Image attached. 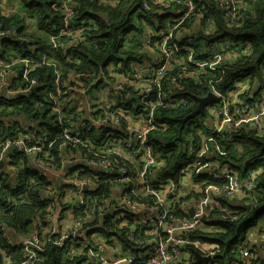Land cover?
Here are the masks:
<instances>
[{
    "label": "clouds",
    "instance_id": "1",
    "mask_svg": "<svg viewBox=\"0 0 264 264\" xmlns=\"http://www.w3.org/2000/svg\"><path fill=\"white\" fill-rule=\"evenodd\" d=\"M30 0H0V98L7 99L10 102H15L17 98L22 101L19 108H14L12 112L0 110V115L4 118V124L0 125V160L7 159L9 144L15 142L19 148H25V140L39 141L43 145L46 136L39 128V122L43 118L41 115L46 108L55 109V117L53 121L58 120L63 126L65 120H71L73 123L69 125V131L76 132L78 137H69L68 132L62 133L61 136L52 140L48 145L49 149H57L55 159L50 158V163L56 166L57 174L67 172V167L79 164L90 166L92 169H100L101 161L105 169L120 168L122 172L138 171L136 163L132 160H124L125 154L129 158L136 157L138 152L142 153L146 145L144 140L147 134L159 129L155 125V110L170 111L173 113H181L182 115L191 112L196 107L195 104L189 105L187 100L182 104H176L171 98L175 92L184 91L183 73L190 72L187 67L190 60H195L197 52L192 51L191 56L183 58L176 55V47L174 40L183 37L192 42L193 48L199 47L201 51L207 52V60L199 65V71L195 74L199 80L197 84L192 85L195 95L200 92L197 89L212 88L215 90V85H218L223 79V68L225 66L224 52L236 53V62L241 60L253 59L256 55L255 37L249 36L248 39L253 41L252 45L248 46V52L243 56L239 54V50L234 44L225 42L221 45H214L213 38L223 39L221 35L226 34L230 40H238L240 37L233 35L244 29H252V31L264 39V0H54L50 9L36 10L34 12L36 20H29L28 17L34 10L24 9L23 4L29 3ZM47 2V0H46ZM137 5L139 7L137 8ZM175 8L178 16L182 10L186 9L184 15L180 16L177 21H169V34L165 37L163 30L154 32L158 24L162 23L157 18L156 13H163L169 9ZM92 9L100 13L98 26L82 27L74 25L73 21L78 16H86V10ZM136 10L143 12L148 23L141 22L143 31L137 35L133 34L129 37L135 43L142 46L143 53L151 52L149 48V37L155 36L163 38L162 43L155 45L156 54L150 58L147 55L141 54L143 63H133L131 68H128L126 63L117 62L109 64L108 67H100L97 64L95 67H89L87 56L83 53H90L93 59L100 63H107L106 57L109 56L110 48H105L98 45L97 35L105 27L113 30L112 35L115 38L119 37L118 26L126 27V17L130 11ZM42 11H48L54 14H63V25L70 26L71 31L67 33L69 39L62 41L60 36L41 38L42 34L36 31V22L42 17ZM15 20L16 24L28 21L27 27L29 32L25 36H29L34 40H39L41 44H46L48 47L42 48L39 52L35 50L26 55V58L20 59L19 48L15 41L20 39L16 32V25L9 23ZM175 23L176 27L172 28L171 24ZM199 41H204L205 46H201ZM111 42L109 41V44ZM132 55L133 53H129ZM219 57V58H218ZM115 59L114 56L111 57ZM232 58V53H229V59ZM161 59H166L167 62L162 68L153 69L151 67L153 61L159 64ZM208 61H214L211 68L215 70L216 75L209 77L206 69L209 67ZM72 66L71 71H68L65 65ZM260 67L255 71V81L250 84L246 90L244 84L240 85L239 90L230 93L228 96H222L224 104L222 107L209 108V117L206 122L197 120V123H206L208 131H212L214 127L220 126L224 129L225 134L230 138L237 131L235 126V118L239 116L250 117L247 121L242 120L248 126H259L264 128V52L260 54ZM232 66H235L234 64ZM23 69V78L18 69ZM147 69V72L144 70ZM176 69L181 72L176 79L169 78V71ZM253 71V70H249ZM51 73V75H49ZM119 73V74H118ZM147 76V80H145ZM191 80V76L188 77ZM93 84L97 86L94 88ZM38 85L43 86V91L39 96L43 97L45 102H40L39 97H33ZM255 89L258 93L257 97L260 103L257 104H238L236 97L242 92L244 95H252V90ZM137 96L148 97L144 103L153 109L152 116L145 120L143 116H131L132 112L138 111L131 107V97L133 94ZM153 93V97L149 96ZM215 97H209L208 100H214ZM125 101L128 104H125ZM208 101H201V110L203 105ZM232 105L236 111L232 115H228V106ZM244 109L242 112L241 109ZM62 109L64 111H62ZM181 109L184 111L182 112ZM250 109V110H249ZM35 111L37 116L32 117V112ZM70 113V115H66ZM220 112L224 113L223 125L218 124ZM20 113H25L21 115ZM99 114V119H97ZM145 115H148L145 112ZM13 120L19 121L13 126ZM135 121V123L133 122ZM104 126H108V130L104 132L101 139L98 140ZM129 126L131 131H129ZM94 129V131H90ZM12 131L14 136H8L7 132ZM127 133V135H125ZM206 139V137H205ZM205 148L203 156L213 150V145ZM220 151V149H215ZM39 149H29L30 155H34ZM181 151L191 152L195 154L196 148L193 144L191 147L186 144L182 146ZM228 153H221L222 159L228 158ZM67 166V167H66ZM200 167L199 163L193 164L190 169H186L187 173H194L196 168ZM205 168H216V164L204 165ZM12 175H15L16 170H9ZM87 176V169H84ZM221 171L228 172L230 169L226 165L221 166ZM156 171H151L148 175L138 177L144 181L156 178ZM264 175V169L252 174V184L255 180ZM74 180H79L80 177H72ZM128 182L135 185V179L131 178ZM60 183L59 180L53 184V191ZM81 184L88 183V179L80 181ZM98 181L89 184V187L95 188ZM247 187V184L245 185ZM80 184L77 185L79 189ZM171 190V185L168 186ZM206 187V186H202ZM119 191V189H117ZM183 194V193H182ZM135 199L142 200V204L129 205L125 200H118L115 204H111L108 200L104 201L107 207L105 211H110L113 207H132V210L140 214V218L136 219L132 227H128L127 222L120 226L122 234L126 237L127 243H135L134 233L140 225L146 221L155 224V230L151 233L159 240V225L152 221L153 215H157L158 219H165L169 214V209L175 211L177 201H164L166 207L157 213L152 208L150 194L141 196L139 193H134ZM196 200H189L186 204H180V208L187 213L189 211L187 204H196ZM202 203L207 205L201 215L206 219L211 218V214L218 207L212 199V194L209 192V199L203 200ZM55 210H59L61 205L55 204ZM243 217H235L232 220L233 225H239V229L233 227L232 234H243L245 225H240L239 221ZM90 219V217H89ZM17 228L20 223L14 221ZM168 230L171 233L163 242L162 249L157 250V255L152 264H179L183 260L178 247L181 245L182 228L180 226L173 227L172 222L168 224ZM189 227L193 229L189 235L193 239L197 235L208 234L205 232H196V229H201L202 225L199 219H195L190 223ZM39 222L33 225L29 230L30 236H18L17 231L8 230L0 234V264H47V253L51 246L61 245L64 242V236L69 231H77L83 235L80 230V225L72 220V215L69 214V220L65 221L63 235L58 239H50L51 233L58 232L54 224H49L44 237L38 238L37 233L40 232ZM25 240L24 250L19 253H10L8 248L12 244H17L19 241ZM97 240L96 237L92 238ZM183 243L191 244L192 241L184 240ZM169 244L172 245V253L164 252ZM99 251L89 255L88 259L92 264H131L132 256L124 251L123 245L115 242L114 247H107L102 240H98L97 245ZM33 247L39 249L45 255L41 256L33 251ZM219 251L220 249H216ZM123 257L118 259L113 256ZM234 253L238 254L241 264H264V222L252 229L251 233L247 234L241 241L239 246L234 249Z\"/></svg>",
    "mask_w": 264,
    "mask_h": 264
},
{
    "label": "trees",
    "instance_id": "2",
    "mask_svg": "<svg viewBox=\"0 0 264 264\" xmlns=\"http://www.w3.org/2000/svg\"><path fill=\"white\" fill-rule=\"evenodd\" d=\"M53 2L54 0H47V2L46 0H30L29 3L23 4L22 7L24 9L34 10L33 13L29 15L28 19L36 20L34 12L36 10L50 9ZM138 7L139 5H137V8ZM86 13V16H78L74 20V24L89 28L92 26H98L100 13L92 9H87ZM156 16L162 21V23L158 24L155 29H164L166 26L164 19L172 18L173 13L171 14L168 10L163 13H156ZM61 21L62 13L54 14L48 11H42V17L36 22V31L42 34V39L45 37L60 36L59 26ZM26 22L27 21L16 24L14 19L9 21V23L16 25L17 34L21 37L15 41L16 45L21 46L19 48V58H25L28 53L33 51L34 46L37 52L42 48L48 47L46 44H41L39 40L32 39L30 35H24L27 33ZM141 22L148 23L143 12L132 10L128 17H126V27L118 26V38L113 37V30L107 27L99 32L96 37L98 45L110 48L109 56L105 58L107 63H100L93 59L90 53H83L82 55L87 56L89 67H95L97 64H99L100 67H108L109 64L123 62L127 64L128 68H131L133 63H142L143 60L141 59V54L145 55L141 53L142 46L129 38L133 34L139 35L143 31L141 28ZM221 35L223 36V39L213 38V44L221 45L225 42L234 44L239 50L241 56L248 52V46L253 43L248 37H255L256 55L253 59L236 62V55L229 59V53L232 52L231 48L229 49V52H224L226 77L224 82L219 85V88L222 91H228L233 90L236 87V84L242 81H248L249 85L254 83V70L257 67H260L259 59L260 54L264 52V39L256 35L252 29H244L239 33H234L233 35L240 37L238 40H230L229 36L223 33ZM69 38L68 35L61 36L62 41ZM183 39L184 38H182V40ZM23 41H25V44H23ZM109 41L111 42L110 44ZM199 43L201 46H205L204 41H199ZM194 50L197 52V59L202 60L207 58L206 51H201L199 47ZM129 53L133 54L130 55ZM112 56H114L115 59H112ZM3 58L4 57L0 56V59ZM233 64L235 66H232ZM65 67L68 71H71L72 66L70 64L65 65ZM250 69L253 71H249ZM49 75H51V73H49ZM96 86V84H93L94 88ZM41 91H43V86L38 85L31 95L33 97H39L40 102L46 103L43 97L39 96ZM196 91H199L200 94H194L192 84L189 82L187 84V91H183L180 97L187 100L189 105L195 104L197 106L195 98L203 96L207 93V90L197 89ZM252 91V95L258 94L255 89ZM21 103L22 101L20 98H17L15 102L0 98V110L12 112L14 108H19ZM62 111L64 110L62 109ZM181 111L183 112L184 110L181 109ZM132 113H138V111ZM189 113L190 112H187L182 115L181 113L162 110H157L156 112L155 122L158 125L165 123L167 127L166 130L149 133L147 141L152 146L153 151L157 154L158 159L162 162V165L157 171L158 176L161 179H170L176 188L181 187L182 177L184 175L182 169L194 159V155L191 152L181 151L182 146L188 144L191 147L194 144L196 148L195 152H197L202 145L208 147L209 145H212L213 141L216 142L215 145H213V150L210 151L216 154L213 156V159L219 166L226 165L229 169L237 171L241 179L246 178L249 171L254 170L255 172H258L260 169H264V135L256 134L251 130H240L233 133L230 138L225 133L214 135L212 131H208L205 123L196 122L198 119L205 121L206 114L198 115L193 119L187 120L183 128L184 141L177 140L180 120ZM20 114L24 115L25 113ZM41 115L43 116L39 122L41 132L48 137H53L61 130L58 120L53 121V119H51L55 117V114L46 108ZM66 115H70V113L66 112ZM36 116L37 113L33 111L32 117L35 118ZM2 117L3 116L0 115V119H2ZM65 124L69 127L71 120H65ZM90 131H94V129H90ZM202 134H205L206 139L205 137L202 138ZM99 139L100 138H98V140ZM217 148L220 149V151H216L215 149ZM51 151H53V149ZM221 153H228V158L222 159ZM12 160V163L14 164L20 163L19 154H14ZM22 164L23 166L18 170L19 183L14 190L11 189L4 193L1 186L2 182H0V234H2L6 228L28 234V228L31 224L28 220L33 221L38 217L42 218L48 210L47 202L50 198H42V191L52 183L50 182L47 173L34 167L33 164H28V159L26 157H23ZM94 174H98L95 169L87 168V176L85 173L83 176L92 177ZM101 174L102 173L100 172V176ZM109 177L110 174H106L105 182L102 178L98 180L97 186H99V188L92 192L90 196H97L98 198H101L104 194L107 197L110 196L111 193H109V191L114 183L110 182L111 178ZM255 182L257 186L253 193V199L250 197L242 198L240 202L233 204L229 200L221 198V204L224 210L221 211L220 208L215 209L211 214L210 221L207 222L211 223V221L215 220L216 224L222 228V231L196 236V238H199L204 242L215 244L216 249H220L219 251L216 250L213 263L241 264L238 254L234 253V249L239 246L241 241L252 231V229L264 222V175L258 177ZM212 183L220 188L226 184L225 181H216ZM67 186L68 185L65 183L57 186L56 189L59 195L63 193V188ZM51 196L53 197L54 195L51 194ZM188 199V197H185L182 199V202ZM116 210L117 207H114L110 211H105L100 224L95 227L93 232H99L106 238L116 236L118 240L125 241L124 248L128 247L131 251H134V249L139 250V247H134V243H130V245L126 242V237L120 230V221L117 220L112 222V217L109 214L113 215ZM123 212L127 216L126 222L128 227H131L135 221L133 216L127 209H124ZM174 212L182 218H188L191 216L190 212L184 213L183 210H175ZM240 216L243 218L240 219L239 224L245 225L244 233L232 234L233 227L239 229V225H233L232 220L233 218ZM14 221L20 223L19 228H17ZM140 228L141 227L139 226L138 229ZM137 234L136 231L134 235L137 236ZM141 238L143 237H140V239ZM8 251L10 253L20 252L18 249H14L11 246H9ZM39 252L42 256L45 255V253H42L40 250ZM47 256V264H78L84 258L71 256L69 254V245L66 241L61 245L51 246ZM144 261L145 257L136 259L132 264H144Z\"/></svg>",
    "mask_w": 264,
    "mask_h": 264
},
{
    "label": "built area",
    "instance_id": "3",
    "mask_svg": "<svg viewBox=\"0 0 264 264\" xmlns=\"http://www.w3.org/2000/svg\"><path fill=\"white\" fill-rule=\"evenodd\" d=\"M193 2H195L193 0ZM169 11L171 12V14L173 13L172 18H168V22L169 21H177L179 20L180 16L184 15L186 12L185 10H182L180 13V16L177 15L175 8L173 7V9H169ZM62 20H63V14H62ZM165 23V27L164 29H154V32H159L160 30H163L165 33V37H167V35L169 34V23ZM74 24V21H73ZM76 25V24H74ZM172 28H175L176 25L175 23L171 24ZM59 30H60V35L61 32L64 33V35H67V33L69 31H71L70 26H66L63 25L62 21L60 22V26H59ZM17 32V30H16ZM183 37H179V35L177 34V38L174 40V44L176 47V55L183 58L184 56H191L192 51L194 50L193 48V44L192 42L186 40L185 38L182 40ZM163 42V38H158L155 36L149 37V48L151 49V52L149 53H143V50L141 48V53L147 55L149 58L152 55L156 54V49H155V45L158 43H162ZM232 56H235L236 53L235 52H231ZM222 55L225 57V54L222 53ZM26 58V57H25ZM219 58V57H218ZM23 59V58H20ZM207 60V58H204L202 60H199L195 57V60H190L188 62L187 67L191 70L190 72H184L183 73V86H184V92L187 91V84L190 82L192 85L193 84H197L199 78L195 75L198 71H199V65L202 63H205V61ZM167 62L166 59H161L159 64H157L156 61H153L151 67L153 69H159L162 68L164 66V64ZM143 63V62H142ZM209 63V67L208 69H206L208 76L211 78L213 76L216 75V72L214 69L211 68V64L214 63V61H208ZM136 64H141V63H136ZM18 71L21 72V78H23V69H18ZM145 72H147V69L144 70ZM223 79L221 80V82L218 85H215V90H213L212 88H205V90H207V93H212L214 94L219 101L218 102H213L211 104H208L205 107V114H206V119L204 122H206L208 120L209 117V112L208 109L209 108H215V107H222L224 104V101L222 100V96H228L230 93L236 92L237 90H239L240 85L244 84V87L246 86L245 83L239 82L236 84V87L233 90H228V91H222L219 88V85L224 82L225 77H226V69L225 67L223 68ZM119 74V73H118ZM181 74L180 71L176 70V69H171L169 71V78L170 79H176L177 76H179ZM189 76H191V80H189ZM145 80H147V76H145ZM247 90V88H245ZM261 91H264V87H261L260 89ZM183 91L180 92H175L172 94V99L174 100V102L176 104H182L183 101H185V99H183L181 96V93ZM206 93V94H207ZM253 93V91H252ZM206 94H204L203 96H205ZM150 97H153L152 102L154 103V96L153 93H149ZM258 94H254V95H244L243 92L237 96L235 99L237 101L238 104H257L260 103V101L258 99H254V97H257ZM148 99V97H143V96H137L135 95V93L133 94V96L131 97V101H132V107L135 109H138V112L140 113H144L147 112L148 115L147 119H149L152 116V112L153 109L149 108L144 101ZM125 104L127 105L128 102L125 101ZM159 110V109H157ZM157 110H155V115ZM250 110V109H249ZM52 113L55 114V109L52 108L50 110ZM236 111V108L233 107L232 105L228 106V115H232L234 112ZM241 111L243 112L244 109L242 108ZM99 114H97V119H99ZM248 119H250V117H243V116H239L235 118V126L237 128V131L240 130H251L253 132H255L256 134L259 135H264V128H261L259 126H255V127H251L248 126L246 123H242L241 121H247ZM59 122V121H58ZM13 126H15L16 124L19 123V121L13 120ZM224 123V113L220 112L219 114V120H218V124L219 125H223ZM4 124V118L2 117V119H0V125ZM206 124V123H205ZM60 128L61 130L54 135L53 137H48L46 136L45 141L43 142V145L41 144V142L39 141H28L27 139L25 140V148H19L16 146V143H10L9 144V149L13 148L12 153L7 152V159L6 160H0V162L3 163L2 167L0 168V182L1 186L3 188V192L6 193L8 190L11 189H15L16 186L19 183V179H18V170L19 168H21L23 166L22 164V159L23 157H26L28 159V164H33L34 167H37L43 171H45L49 177V180L51 183L50 186L45 187V191L42 192V198H50V200L47 202V207L48 210L47 212L42 216V218H36V221H32V222H51L52 221V214H55V209H54V205L57 203H61L62 199L66 200V198L68 197L67 193L69 194V199L73 201L74 204V210L76 211V215L74 216L73 221H75V223L80 225V230L83 231V233H90V235H92L93 233H99V232H93V230L95 229V227L100 224L101 219L103 218V215L105 214V208L107 207V205L104 204L105 200H110L109 198L110 196H106L104 194L103 199L97 200V199H93L91 202H86V198H88L90 196V194L94 191H96L99 186L96 187L91 190L92 192H90V190H87L86 187L89 186V184L96 182L98 180H100L101 178L103 179V181L105 182V176L106 174H110L111 180L110 182L114 183L113 187L111 188V190L109 191V193H111L113 191L117 192L116 188L119 186L120 189V193H121V197H119V200H125L129 203V205H137V204H142L143 201L139 200V199H135L133 197L134 193H138L136 186L131 183L128 182L130 177L135 179V181H137V186L138 189L141 190L142 192L140 193L141 196L147 194H150V196L152 197V200L150 201L152 208L155 209V211L157 213H160L161 215H163V213L161 212V209L165 208L166 205L160 203L161 200L164 201H177V198H179L178 203L175 207V210H179L180 208V204H183L182 199L186 197L185 193L179 189V188H172L171 190H169L168 187V182H170V179H161L158 176V169L160 168V166L162 165V162L158 159L157 154L153 151L152 146L148 143L147 139H148V134H147V138L144 140V144L146 145L145 150H143L142 153L137 154L136 157H131L129 158L127 156V154H125L124 156V160H132L136 163L137 169L139 170L138 173H129V172H122L120 170V168H112V169H105L103 166V161H101V167L100 169H95L96 172L98 174H94L92 177H86L83 176L85 171L84 169L87 168H91L88 165H84L83 167H79L78 168V164L71 166L69 169H67V172H60L59 175L57 174L56 171V166L52 163H50V158L51 159H55V155L56 152L58 151L57 149H53V151H51L52 149H49L48 145L52 142V140L56 139L57 137L61 136L62 133L64 132H68V136L69 137H78L76 132H72L69 131V127L65 124L62 126L59 122ZM155 125L160 128V129H166V124L165 123H161L160 125H158L155 122ZM207 125V124H206ZM108 130V126H104L103 130L101 131V133L103 134L105 131ZM129 131H131V127L129 126ZM212 133L215 134H220V133H225L224 129L220 126H216L213 128ZM8 136H14L15 133H13L12 131H8L7 132ZM125 135H127V133H125ZM205 137V134H202V138ZM102 138V136L100 137V139ZM207 146L206 145H202V147L200 148L199 151L195 152L194 154V159L193 161L188 164L186 167H184L182 169V173H184V175L186 174H190L187 173L185 170L186 169H190L192 167L193 164L199 163L200 167L196 168L195 172L192 173L194 175H198V172L201 173H205V171L207 169L209 170V174L207 176L208 181L210 182V184H213L212 182H216V181H225L226 184L223 187H218L214 189V193L212 195V199L214 200V202L216 203V205L218 206L216 209H219L222 211L224 210L222 208V204H221V197H225L226 199H232L234 197H238L240 199L242 198H252L253 199V193L254 190L256 189V182L253 185L252 184V174L255 173L254 170L249 171V174L247 175L246 178L241 179V177L239 176V174L237 173V171L235 170H231L228 172H224L221 171V166L218 165V163L213 159L214 156V152H208L205 153V155L201 156V153L205 152V148ZM29 149H39V151H36L34 155H30L29 153ZM14 154H19V161L20 163H12V157ZM211 165V164H216L217 167L215 169L213 168H205L204 165ZM219 168V169H218ZM228 168V167H227ZM16 170L15 171V175H12V172H10L9 170ZM229 169V168H228ZM155 170L157 175L156 178L150 179L148 181H144L143 179H140L138 177H143L145 175H148L151 171ZM100 172L102 173L100 176ZM80 177L79 180H74L72 179V177ZM85 178L88 179V183L86 184H81L80 181L84 180ZM59 180L60 181V185L62 184H67L68 186L63 188V193L61 195H59V193L57 192V187L55 188V190L53 191V184L55 181ZM173 183V182H172ZM58 184V186H59ZM80 184L79 189H77V185ZM247 184V187L245 186ZM133 186V188H128L129 186ZM174 185V183H173ZM215 185V184H213ZM175 186V185H174ZM216 186V185H215ZM68 189V192H66V190ZM183 193V194H182ZM51 194H53L54 196L52 197ZM209 199V196L207 197H203L200 198L199 200H197L196 204H193L192 207L188 208L190 212V210H192L195 207V210H193V214H191L190 217L188 218H182L180 216H178L177 214H175L174 211H172L171 209H169V214L165 219H158L157 215H153L151 220L155 221L156 224L159 225V240H157V238H155V244L149 249L148 253H147V257H145V261L144 264H152V261L155 260L156 255H157V250L162 249V245L163 242L166 240V238L171 234L168 230V224L171 221L172 222V226L176 227V226H180L182 228V233H181V245L178 247V250L180 252V254H184V253H190L192 249H196L198 251H200L203 255L205 256H211L212 258H214L215 252H216V245L215 244H210L207 242H204L202 240H200L199 238H195L193 239L192 235H189L190 232L193 231V229H191L189 227L190 223L195 219H199L200 223L202 225L201 229H196V232H203L204 227L206 226V222L203 219L201 213L203 212L204 208L207 207V205H204L202 203L203 200H207ZM75 201H76V206H75ZM110 202V201H109ZM111 204H115L114 202ZM117 207L116 212L119 213V215H117L116 217H112L111 220L112 222L116 221V220H126L127 221V216L126 214L123 212L124 209H127L130 214L133 216L134 220L139 219L140 218V214H138L137 212L132 210V207H119V206H115ZM114 208V207H113ZM229 212V211H228ZM94 220V223L86 226L84 224L85 219L89 218ZM135 222V221H134ZM84 225V226H83ZM148 225V226H145ZM140 229H138V235L135 236V245L136 246H141L142 242L140 241V237H142L143 235H145L144 233H149V232H153L155 230V224H153L152 222H148L146 221L145 223H143L142 225H140ZM88 228V230L86 229ZM7 229V228H6ZM5 231V229H4ZM29 234V233H28ZM27 234V235H28ZM101 235V233H99ZM63 235L62 233L56 232L55 234H53L52 236H50V239H58L60 236ZM79 232L77 231H71L68 232V234L66 236H64V241H66L67 243L69 241H74L76 240V245H79L81 243L78 242V238H79ZM148 236V235H146ZM37 237L40 238V232L37 233ZM93 237L91 236V239ZM149 238V236H148ZM184 240H188V241H192L191 244H186L183 243ZM24 245H25V241H19V243L15 244L12 246V248L14 249H18L20 252H23L24 250ZM69 245V243H68ZM83 247V250L85 251V253L83 254V260L80 261L78 264H92L91 261H89L88 257L91 254L92 251L97 250L95 248V245L92 243H90L89 241L84 242L81 244ZM146 246V245H145ZM98 248V246H97ZM33 251H36L37 254L41 255L39 252V249H36L35 247H33L32 249ZM164 252H167L169 254L172 253V245L169 244L167 249H164L163 251H161L159 254L163 255ZM69 254L73 257H81V253L80 251H78L75 248L70 247L69 245ZM42 256V255H41Z\"/></svg>",
    "mask_w": 264,
    "mask_h": 264
},
{
    "label": "crops",
    "instance_id": "4",
    "mask_svg": "<svg viewBox=\"0 0 264 264\" xmlns=\"http://www.w3.org/2000/svg\"><path fill=\"white\" fill-rule=\"evenodd\" d=\"M242 83H245V88L248 89L249 87V84H248V81H244ZM132 116H143L145 120H147V116L144 114V113H132L131 116L129 117V119L132 118ZM135 123V121H133ZM103 137V134L100 133V137ZM67 167V166H66ZM81 167L79 164H78V168ZM70 167H67V169H69ZM215 169V168H213ZM219 169V168H218ZM209 170L210 169H207L205 171V173H201V172H198V175H194L192 173L190 174H186V175H183L182 177V184H181V187H179V189H181L186 197H188L189 199L188 200H184L183 204H186L187 201L189 200H199L200 198H203V197H207L209 196V192H211V194L213 195L214 193V189L215 188H218L217 186L213 185V184H210V182L208 181L207 179V176L209 174ZM139 171V170H138ZM138 171L136 172H133V173H138ZM238 173V172H237ZM239 174V173H238ZM135 183L137 184V181H135ZM135 184L136 188H137V191L138 193L140 194L142 191L138 189V186ZM168 186L171 185L172 188H176V186L173 185L172 181L168 182L167 184ZM202 186H206V187H202ZM130 188H133V186H131ZM87 190H90V192H92L91 190H93L94 188H91V187H86ZM116 189H119V191L117 192H111V197L109 198L110 200V203H116V201L119 200V197H121V193H120V187L118 186ZM66 192H68V189L66 190ZM68 197L66 198V200H63L62 199V202L60 203L61 207H59V210H55V214H52V221L51 222H42V223H39V226H40V238L41 237H44L45 233L47 232V229L49 227V224H54L58 229H60V231H58L59 233H62L63 232V228H64V224H65V221H68L69 220V214L72 215V220L74 219V216L76 215V211L74 210V204H73V201L69 199V194L67 193ZM222 199H226L225 197H221ZM229 200L231 203L235 204V203H238L241 201L240 198L238 197H234L232 199H227ZM75 206H76V201H75ZM193 204H187V207L190 208L192 207ZM179 210H182L181 208H179ZM193 210H195V207L191 210L192 213H193ZM111 217H116L117 215H119L118 212H114V214H109ZM203 219L206 220V226L204 227V230L203 232H207L208 234H212V233H216V232H220L222 231V228L216 224V221L213 220L211 221V223H208L207 221H210L209 219H206L204 218V216L202 215ZM33 221H36V219H34ZM117 221V220H116ZM120 221V224L119 226H121L122 224H125L126 220H118ZM29 222H31L30 224V227L28 228V231L33 227L34 224H36L35 222H32V220H30ZM94 223V220L93 219H85L84 221V224H85V227L86 226H89L91 224ZM114 225V224H112ZM84 226V225H83ZM133 225H131L132 227ZM88 230V228H86ZM8 230H13V229H8ZM16 231V230H15ZM137 233L138 232V229L136 230ZM71 232V231H69ZM18 233V236H22V237H28L30 236V232L29 234L27 235V233H21L19 231H17ZM56 232H53L51 233V236L53 234H55ZM152 232H149V233H144L145 235H143L141 238V242H142V245L141 246H134V247H139V250H136L134 249V251H131L130 248L126 247L124 248L125 246V241H120L117 239L116 236H111L110 238H106L105 236L103 235H100L99 233H93L92 235H90V233H83V235H79V238H78V242L79 243H84V242H87L89 241L91 244L93 243L95 245V248L97 250L95 251H92V253H95V252H98L99 251V247L97 248V242L98 240H102L103 241V244L107 247H114L115 245V242H119L120 244L123 245V248H124V251L127 252V253H130L131 256H132V262L131 264L133 263V261H135L136 259H141L143 257H147V253L149 251V249L155 244V236H152L151 235ZM251 233V232H249ZM138 235V234H137ZM148 235V236H146ZM91 236L92 237H96L97 240H93L91 239ZM50 238V237H49ZM20 241H23V239H21ZM25 241V240H24ZM70 247L72 248H75L77 249L78 251H80L81 253V257H83V254L85 253V251L83 250V247L81 244L79 245H76V240L74 241H69L68 242ZM130 244V243H128ZM15 245V244H12L10 245L11 247ZM131 245V244H130ZM146 245V246H145ZM138 251V252H137ZM113 256L118 258V259H122L123 257L121 256H117L116 253H113ZM181 256L183 257V260L181 262H179V264H191L193 261H194V256L193 254L190 252V253H184V254H181ZM214 260L210 261L209 264H215L213 263Z\"/></svg>",
    "mask_w": 264,
    "mask_h": 264
},
{
    "label": "water",
    "instance_id": "5",
    "mask_svg": "<svg viewBox=\"0 0 264 264\" xmlns=\"http://www.w3.org/2000/svg\"><path fill=\"white\" fill-rule=\"evenodd\" d=\"M23 44H25V41H23ZM209 97H215V99L209 101L208 100ZM195 101L197 103L196 108L194 110H192L189 114H187L186 116H184L180 120V127L178 129V138H177V140H180L182 142L184 141V139H183V128H184V125H185L186 121L189 120V119H193V118H195L198 115H204L205 114V107L208 104H211L213 102H218L219 99L214 94L209 92L205 96L196 97ZM201 101H208L207 103H205L203 105V110H201V104H200ZM12 151H13V148H10L9 152L12 153ZM215 155L216 154H214V156ZM2 165H3V163L0 162V168L2 167ZM190 214H193L191 210H190ZM28 221H30V220H28ZM191 253L194 256V261L191 264H209V262L213 260V258L211 256H205L200 251H198L196 249H192Z\"/></svg>",
    "mask_w": 264,
    "mask_h": 264
},
{
    "label": "bare ground",
    "instance_id": "6",
    "mask_svg": "<svg viewBox=\"0 0 264 264\" xmlns=\"http://www.w3.org/2000/svg\"><path fill=\"white\" fill-rule=\"evenodd\" d=\"M131 187V185L128 187V188H130ZM45 190H43L42 192H44ZM93 199H97V200H100V199H103V197H101V198H98L97 196H89L88 198H86L85 200H86V202H91Z\"/></svg>",
    "mask_w": 264,
    "mask_h": 264
},
{
    "label": "rangeland",
    "instance_id": "7",
    "mask_svg": "<svg viewBox=\"0 0 264 264\" xmlns=\"http://www.w3.org/2000/svg\"><path fill=\"white\" fill-rule=\"evenodd\" d=\"M29 20H34V19H29ZM168 22V18H165L164 19V23H167ZM28 24V21L26 22V25ZM26 29H27V33L29 32V28L26 26ZM36 29H37V26H36ZM29 41V40H28ZM198 119V118H197ZM71 123H73V121H71Z\"/></svg>",
    "mask_w": 264,
    "mask_h": 264
}]
</instances>
